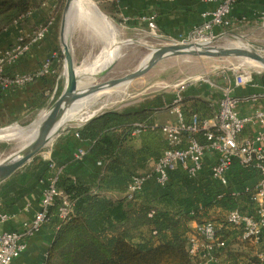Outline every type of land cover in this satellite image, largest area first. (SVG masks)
<instances>
[{
	"label": "trees",
	"instance_id": "1",
	"mask_svg": "<svg viewBox=\"0 0 264 264\" xmlns=\"http://www.w3.org/2000/svg\"><path fill=\"white\" fill-rule=\"evenodd\" d=\"M48 1L0 0V34L15 23L27 21L31 12ZM56 1L42 26L60 15L66 0ZM108 1L110 3L101 8L122 22L118 16L119 0ZM31 38L23 37L21 42L28 43ZM56 51L60 61L52 74L54 85L49 96L64 64L61 47ZM8 72L4 68L2 73L13 77L14 74ZM62 90L59 85L55 101ZM155 110L149 106L132 111L107 110L78 128L80 139L91 142L89 155L102 162V172L95 185L61 177L60 186L73 203V213L69 219L63 220L59 217V201L52 207L55 236L44 264H198L188 251L193 222L216 223L225 239L232 232L227 221L230 211L256 213L257 206L252 199L254 189L246 187L250 186V181H255L251 186L256 183L260 170L244 166L238 159H234L229 170L230 182L238 189L236 193H222L208 167L193 176L179 165L171 172L170 181L164 188L148 184L132 198L128 196L132 178L144 174L149 162L160 158L170 147L160 124L152 129L156 124ZM183 111L187 119L197 114L205 120L212 117L215 108L204 98H184ZM137 123L144 124L139 134V146L130 142L139 128ZM248 243L241 239L231 241L224 250L225 257L220 256L221 263L261 264L256 256L250 257L251 254L242 249L231 247ZM254 248L255 251L264 250V241Z\"/></svg>",
	"mask_w": 264,
	"mask_h": 264
},
{
	"label": "built area",
	"instance_id": "2",
	"mask_svg": "<svg viewBox=\"0 0 264 264\" xmlns=\"http://www.w3.org/2000/svg\"><path fill=\"white\" fill-rule=\"evenodd\" d=\"M214 4V8L202 13V22L193 27L187 35L175 40L181 43L197 41H216L225 34L216 31L217 27L230 25L228 16L234 5L244 0H201ZM256 1V0H254ZM141 22L151 31L158 32L155 14H145ZM48 25L35 28L28 43L20 41L0 52V91L24 87L36 79L53 74L52 61L58 56L57 52L48 55L42 62L38 72H27L8 77L3 75L6 64H14L25 56L32 46L44 41L49 30ZM160 35V34H159ZM161 36V35H160ZM231 73L223 72L220 78H201V81L219 90L221 96L212 117L202 120L197 114L187 119L183 111V91L177 92L165 108L175 114L174 122L160 125L169 148L158 159L149 162L148 170L142 175L132 178L127 194L132 198L141 192L152 181L153 185L164 188L170 181L171 172L179 165L183 166L191 175H196L205 167L212 171L213 178L222 189V193H236L238 189L230 182L229 170L234 161L238 159L244 166H254L260 170V176L252 186L254 193L252 199L256 204V213H243L240 210L230 211L227 221L232 232L237 231L240 239L255 246L264 241V109L255 108L252 112L242 114L239 107L243 102H256L264 100V83L256 80L253 72H238L235 67L229 68ZM221 80V81H220ZM253 87L251 94L240 95V88ZM139 128L134 134H139L144 124L137 123ZM260 126L250 136H244L243 131L248 126ZM82 127V126H81ZM158 125H152V129ZM80 128V127H78ZM75 135L80 137L78 130ZM211 154L213 162L206 165V156ZM86 154L80 149L78 157ZM39 155L45 164L48 175L41 178L43 183L40 209L30 223H25L23 231L6 230L0 232V264H10L20 257L28 248V240L40 231L44 224L52 217L51 209L59 201V217L67 220L73 213V203L68 194L60 186L63 168L53 156L52 148L44 147ZM102 166V162H98ZM12 215L0 210V222H6ZM194 230L189 236L188 251L198 264H222L221 258L224 250L230 244L228 238H222L216 223L208 221L195 222ZM261 264H264V250L254 253Z\"/></svg>",
	"mask_w": 264,
	"mask_h": 264
},
{
	"label": "crops",
	"instance_id": "3",
	"mask_svg": "<svg viewBox=\"0 0 264 264\" xmlns=\"http://www.w3.org/2000/svg\"><path fill=\"white\" fill-rule=\"evenodd\" d=\"M55 2L56 0H49L46 5L31 12L28 15L27 21L15 23L0 34V52L7 47L16 45L21 38L31 36L35 27H39L50 16L55 8ZM119 7L120 13L118 16L128 28L142 29L146 27L140 20L141 16L155 14L158 33L168 39L179 40L182 35H187L193 27L202 22V13L213 9L214 4L201 0H119ZM110 17L113 18L112 16ZM228 19L230 25L227 27H217V32L224 31L227 33L231 30L245 29L252 32L260 30V32L264 33V0H244L236 3ZM60 26L61 15L57 14L51 20L44 41L32 46L31 50L18 60L17 63L6 64L4 68L14 75L38 72L44 59L51 53L56 52L58 47H61ZM59 61V55L53 59V73L56 72ZM256 80L260 84L264 83V73L258 72ZM53 85L54 77L50 74L38 78L24 87L0 91V127L14 122L32 120L41 109L50 104L52 97L49 94ZM254 91L255 89L249 86L247 88H240L238 93L244 95L251 94ZM183 95L184 98H204L210 101L215 109L221 96L219 90L211 88L204 81L200 85L189 86L184 90ZM170 102H167L165 105ZM147 106L156 108L154 111L155 123H164L159 122L156 118V111L161 107L157 104H143L121 111L140 110ZM257 107L264 109V100L252 103L243 102L239 107V111L242 114H246L252 112ZM174 121L173 118L171 122ZM260 129L261 127L258 125L254 127L248 126L243 135L250 136ZM77 130L78 127L62 129L47 147L52 148L54 158L63 168V176L95 185L102 172V166L89 155L88 149L91 142L77 137L75 135ZM139 134H134L130 140L136 146L141 144ZM80 149L86 151V154L82 157H78ZM211 162H213V156L208 153L205 163L206 165H210ZM45 170V164L38 153L29 162L0 183V210L12 215L10 220L0 222V232L6 230L23 231L25 223L32 221L41 206L43 189L41 178L48 172V170L46 172ZM254 182L250 181V186ZM149 183L153 184L152 181ZM53 219L54 217H51L40 231L29 238L26 251L10 264H44L47 251L55 236ZM194 225L195 222L192 223V226ZM228 239L229 242L240 241L237 231L231 232Z\"/></svg>",
	"mask_w": 264,
	"mask_h": 264
},
{
	"label": "rangeland",
	"instance_id": "4",
	"mask_svg": "<svg viewBox=\"0 0 264 264\" xmlns=\"http://www.w3.org/2000/svg\"><path fill=\"white\" fill-rule=\"evenodd\" d=\"M94 1L100 8H104L106 3H110L108 0ZM55 3H57V1ZM101 10L107 14L102 8ZM62 11L63 7L60 11V15H62ZM107 15L110 17L109 14ZM110 21L113 23L118 41H133L132 43L125 44L123 51L120 50L115 54L113 52L119 46L113 47L108 53L104 51L107 39L100 25L97 27L94 25L78 24L69 33V42L73 50L76 66H81L92 60L95 68H93L91 75L108 65L113 58L120 57L105 76L98 78L93 77L90 79L91 83L122 77L134 71L152 48L160 47L171 42V39L160 36L158 32L155 33L147 27L142 29H131L118 19L110 17ZM241 41L247 42L249 45L255 44V46L264 47V33L260 32V30H258V32L246 31L245 29L231 30L218 38L215 42L218 45L227 46L240 43ZM231 67L237 68L238 72L251 71L254 74H258V72L264 73V68L255 65L251 67L244 65L241 58L234 56L170 55L158 61L145 74L134 79L125 90L100 97L98 102L94 104L91 109L98 110L101 108L97 112V114H101L107 110H125L152 103L161 106L156 111L157 120L159 122H164L160 125L168 124L171 123L173 118L175 120L176 116L166 108H163V106L167 102H170L177 92L181 91L182 93V91L184 92L189 86L202 84L203 81H201V78H218L223 72L229 74L231 73L229 71ZM63 71L64 65L58 76L55 89L51 94L52 98L50 99V104L47 107L41 109L31 121L14 122L0 128L3 129L15 124L28 127L38 118L43 110H48L53 104L57 87L60 85V87L64 89L65 78L63 76ZM84 124L85 123L75 124V122H70L66 124L64 128H77ZM16 146L17 143L15 141H0V161L10 156L15 151ZM231 247H233V249H242L247 252V254H251L250 257H252L255 252L254 245L249 243L245 244V246L236 244L233 246L231 245Z\"/></svg>",
	"mask_w": 264,
	"mask_h": 264
},
{
	"label": "water",
	"instance_id": "5",
	"mask_svg": "<svg viewBox=\"0 0 264 264\" xmlns=\"http://www.w3.org/2000/svg\"><path fill=\"white\" fill-rule=\"evenodd\" d=\"M91 1H93L94 8L100 13L101 18L110 20V17L101 10L97 3L94 0ZM74 2L75 0H66L61 15L60 39L62 53L64 55V68L67 74L64 89L57 100L47 110V114L41 123L42 131L40 135L18 152H15L14 154H11L7 158L0 161V183H2L19 168L29 162L55 138V136L66 125L64 123L65 114L76 100L92 95L95 92L106 88H112L121 84L129 85L134 79L145 74L151 67H153L164 57L180 54L202 56H234L239 58H250L264 65V54L259 53V51L264 52L263 46H255V44L249 45L247 47L236 45L221 46L216 44L214 41L181 43L171 39V42L166 43L165 45L154 47L148 62L140 63L134 71H131L122 77L91 83L89 87L80 89L78 86L79 77L76 70L77 66L75 64L73 50L69 42V33L73 28V24H70V19L75 10ZM132 42V40L119 41L118 44L125 45ZM209 48H213V50H210ZM118 58L120 57L118 56L114 58L108 65L103 67L97 73H94L91 78L105 76L111 70ZM97 115L99 114H95L89 120ZM88 121H86L85 124Z\"/></svg>",
	"mask_w": 264,
	"mask_h": 264
},
{
	"label": "bare ground",
	"instance_id": "6",
	"mask_svg": "<svg viewBox=\"0 0 264 264\" xmlns=\"http://www.w3.org/2000/svg\"><path fill=\"white\" fill-rule=\"evenodd\" d=\"M74 3H75V10L70 19V24H73V28L78 24L94 25L97 27L98 25H100L107 39L105 46H104V51L108 53L115 46H119V47L114 50L113 52L114 54L119 52L120 50L123 51V48L125 45L118 44L119 41L116 38V32L114 31L113 23H111L110 20H105L104 18H101L100 13L94 8L93 1L75 0ZM234 45L247 47L249 44L247 42L241 41L240 43H236ZM209 49L213 50V48H209ZM152 50L142 59L141 63L148 62L152 54ZM259 53L264 54L263 51H259ZM241 61L244 65H247L250 67L254 65L259 66V67H264V65H262L260 62H257L250 58L241 57ZM93 68H95V66L92 60L89 61L88 63H84L81 66L76 67L77 74L79 77L78 86L80 89H85L89 87V85H91L90 79L93 76L91 75ZM63 76L66 81L67 74H66L65 68L63 71ZM127 87H128L127 84H121V85H118L112 88H106V89L97 91L92 95L76 100L73 103V105L67 110L65 114L64 123L65 124H68L70 122H75V124L85 123L92 116L97 114V112L101 109V108L98 110L91 109V107L98 102L100 97L104 95H110L112 93L119 92L121 90H125ZM46 114H47V110H43L39 114L37 120L28 127L15 124V125L0 129V141H15L17 143V146H16L15 151L12 154H14L15 152H18L19 150L24 148L26 145L31 143L37 136L40 135L42 131L41 123Z\"/></svg>",
	"mask_w": 264,
	"mask_h": 264
}]
</instances>
